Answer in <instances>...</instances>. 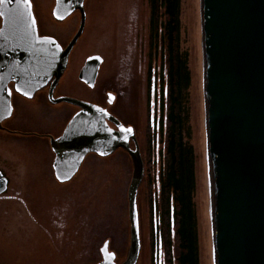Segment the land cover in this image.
<instances>
[{
  "label": "rangeland",
  "instance_id": "1",
  "mask_svg": "<svg viewBox=\"0 0 264 264\" xmlns=\"http://www.w3.org/2000/svg\"><path fill=\"white\" fill-rule=\"evenodd\" d=\"M105 7L95 9L91 16V31L95 32L97 49L106 54L93 99L108 83L119 90L118 106L122 116L136 123L143 143L142 154L145 176L139 187L137 205L141 237V252L137 264H178V241L175 238L176 222L162 217L161 204L164 199L161 190L162 169L171 127L168 82V62L163 28L166 17L164 9L154 18L151 0H92ZM179 31L176 41L178 54L184 60L187 80L180 93L181 123L179 133L184 145L192 149L194 181L193 212L197 243V264H215L214 241L211 215V186L208 159L204 63L202 47L201 0H180ZM153 19L159 22L158 31L161 45L152 40ZM161 26V27H160ZM153 28V30H152ZM122 75L123 81L120 80ZM153 81L150 83V79ZM61 106H66L62 103ZM95 160V158H93ZM142 159V160H143ZM94 168L92 173L93 196V254L80 257L70 250L69 221L62 231L58 225L61 215L69 218L67 210H59L60 202L55 190L62 189L56 184L43 185V212L39 213V202L35 200L34 216L48 230L42 238L32 221L22 210L16 208L10 196L17 184L11 183L12 190L0 197V264H95L98 259L97 247L101 242L102 225L107 226L113 250H123L129 245L130 221L128 189L133 171L132 163L126 161L118 169L112 166ZM19 175L23 167L19 168ZM22 171V172H21ZM130 171L128 176L127 172ZM129 177L128 179H126ZM56 185V187H54ZM11 189V188H10ZM22 193L19 195L21 196ZM62 211H64L62 213ZM43 215V216H42ZM30 221V222H29ZM61 221V222H60ZM171 224L172 238L163 240L162 230ZM104 226V227H105ZM60 229V230H59ZM162 229V230H161ZM95 230H99L98 233ZM63 232V233H62ZM62 233V234H61ZM97 234V235H96ZM41 235V237H40ZM50 237V238H49ZM126 237V238H125ZM41 238L44 239L41 242ZM169 241L170 244H169ZM54 246V250L52 249ZM49 247L53 250L49 252ZM43 254L46 258H43ZM125 253L119 251L122 260ZM47 255H51L50 257Z\"/></svg>",
  "mask_w": 264,
  "mask_h": 264
},
{
  "label": "water",
  "instance_id": "2",
  "mask_svg": "<svg viewBox=\"0 0 264 264\" xmlns=\"http://www.w3.org/2000/svg\"><path fill=\"white\" fill-rule=\"evenodd\" d=\"M69 1L57 0L56 17L83 9L84 0H72L78 2L74 5ZM26 3L31 7L30 0ZM201 20L215 264H264V0H201ZM84 22L85 17L65 50L56 40L38 37L36 30L30 34L32 29L27 37L13 38L12 52L0 54V65H12L9 72L21 91L40 88L53 76L58 82ZM100 63L98 56L89 58L81 79L94 86ZM55 102L82 108L53 143L60 180L74 175L85 154L107 156L120 147L129 149V139L135 140L132 128L122 126L99 105L69 97ZM106 118L115 121L117 132L107 127ZM130 154L131 244L119 264H137L141 252L137 195L145 169L139 148ZM64 158L73 161L68 165ZM7 183L0 172V195ZM109 256L112 261L98 264H117L114 254Z\"/></svg>",
  "mask_w": 264,
  "mask_h": 264
},
{
  "label": "flooded vegetation",
  "instance_id": "3",
  "mask_svg": "<svg viewBox=\"0 0 264 264\" xmlns=\"http://www.w3.org/2000/svg\"><path fill=\"white\" fill-rule=\"evenodd\" d=\"M69 3L74 5L78 2L70 0ZM3 4H0V12L3 13L0 15V32L4 29L5 33L3 35L0 33V54L12 52V39L27 37L31 29L30 34H34V30H36L38 37L56 40L60 47L65 50L79 33L82 20L85 17L83 30L69 53L67 67L58 82L55 83L53 76L40 88L34 90L26 88L18 91L21 84L12 79L13 74L9 72L12 65H0V172L8 181L7 190L0 197L12 190L10 186L12 182L17 184L20 190L18 191L15 187V192L22 193L21 196L19 194L7 196L15 201L17 209L22 210L32 220L29 221L30 224L36 227L44 238L49 233L45 229V225L34 216L35 206L33 205L35 200L38 201V212L42 213L44 208L42 200L45 194L43 185L56 184L63 192L55 190L52 195H56V199L61 203L59 210H67L69 213L68 219L65 215L59 217L64 224L60 221L58 227L64 231V228L69 226V247L73 255L80 254L82 258L87 255L90 259L94 244V230L91 222L93 215L91 183L94 168L107 167L108 165L105 163L108 164L112 160H115L112 166H116L118 169L124 166L126 161H130L133 167L130 151H135L137 147L143 159L141 147L143 141L141 137L138 138L137 125L135 122L124 118L122 116L123 111L118 106L119 90L108 85L110 83L108 82L99 93L97 100L93 99V89L98 83L107 57L103 51L97 49L95 32L90 29L91 16L95 9L105 6L97 1L84 0L83 9L72 10L64 18H58L54 15L57 0H30L31 7H28L26 2L17 3L16 0ZM94 56H98L101 63L95 84L91 86L81 79V74L88 59ZM86 77L88 78L89 75ZM120 80L123 81L122 75ZM152 81L151 78L150 83ZM61 97L99 105L122 126L132 128L135 140L129 139V149L120 147L107 156L89 152L84 155L77 171L70 179L60 180L56 176L54 168L55 161L59 156L54 150L53 143L64 135L70 122L82 110L76 104L56 103L55 100ZM62 103L66 106H61ZM114 120L106 118L105 124L110 130L117 132L119 128ZM64 160L68 165L73 161L71 158H64ZM20 167H23L21 175L18 174ZM129 174L130 171L127 172L126 176ZM132 177L133 171L131 180ZM104 226L105 224L101 226V242L97 247L99 256L95 264L102 261H112L113 259L109 256L110 253L114 254L115 263L124 262L129 253L131 234L130 243L125 246V249L113 250L111 249L112 239L109 238L107 226ZM95 232L98 233L99 230H95ZM42 238L41 242L44 241ZM52 249L54 250V246ZM52 249L49 247V252L53 251ZM119 251L125 253L122 260L119 258ZM47 256L50 257L51 255ZM43 258H46L45 254H43Z\"/></svg>",
  "mask_w": 264,
  "mask_h": 264
},
{
  "label": "trees",
  "instance_id": "4",
  "mask_svg": "<svg viewBox=\"0 0 264 264\" xmlns=\"http://www.w3.org/2000/svg\"><path fill=\"white\" fill-rule=\"evenodd\" d=\"M154 18L159 14V8L164 9L166 21L163 28L166 42V55L168 62V82L170 84L169 98L171 102L170 120L171 127L167 132L170 140L165 154V165L162 169L161 190L164 199L161 204L162 217L176 222L175 238L178 241V264H197V243L194 226L193 210V156L192 149L183 144L179 133L181 123L178 105H180V93L185 85L187 74L185 72V60L178 54L176 41L179 31V5L180 0H151ZM152 40L161 45L162 38L159 34V22L153 19ZM161 27V26H160ZM158 29V30H157ZM168 220V219H167ZM162 230V229H161ZM173 235L171 224L162 230L163 240H169ZM171 241H169L170 244Z\"/></svg>",
  "mask_w": 264,
  "mask_h": 264
},
{
  "label": "snow or ice",
  "instance_id": "5",
  "mask_svg": "<svg viewBox=\"0 0 264 264\" xmlns=\"http://www.w3.org/2000/svg\"><path fill=\"white\" fill-rule=\"evenodd\" d=\"M5 2L11 3L12 0H0V4H3V3H5ZM16 2H17V3L28 2V0H16ZM0 15H3V13L0 12ZM18 91H19V89H18ZM25 95H27V93H25ZM10 111H11V110H10V108H9V114H10ZM128 131H131V129H129Z\"/></svg>",
  "mask_w": 264,
  "mask_h": 264
}]
</instances>
